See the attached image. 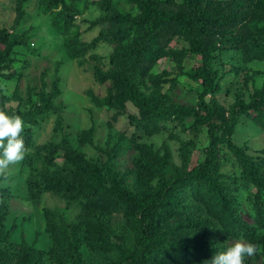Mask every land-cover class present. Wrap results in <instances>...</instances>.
I'll use <instances>...</instances> for the list:
<instances>
[{
  "label": "rangeland",
  "instance_id": "rangeland-1",
  "mask_svg": "<svg viewBox=\"0 0 264 264\" xmlns=\"http://www.w3.org/2000/svg\"><path fill=\"white\" fill-rule=\"evenodd\" d=\"M70 1L61 0L59 9L66 8ZM39 2L25 0L21 5L23 17L18 21L17 0H0V36L4 34L8 40L22 44L13 48L8 68L1 71L0 111L33 112L40 99L50 91L55 73L59 77V94L53 102L58 112L45 113L36 121L23 120L33 145H25L23 161L0 172V195L5 201H0V241L3 240L6 246H16L18 251L10 255L8 262L61 264L55 243V234L59 232L61 237L76 235L80 239L92 234L110 244V250L104 253L81 243L82 264H131L133 261L157 264L142 262L137 257L141 227H144L142 209L147 202L158 200L161 187L171 182L179 169L190 170L204 160V151L209 144L208 128L207 123L198 125L197 117H211L210 122L223 125L230 121L234 111L237 124L232 142L244 146L248 154L264 158V108L247 114L239 105L254 101L264 88V60L250 61L243 52L246 39L264 44V15L258 12L257 0H207L202 6L204 10L222 18L219 26L201 37L203 44L212 49L209 66L217 72L219 87L205 97L210 113L198 110L196 118L170 119L162 124L157 134L151 135L132 123L133 117H143L140 107L130 101L124 89L118 88L113 80L98 82L94 70L97 67L104 73L131 75L133 93L145 102L146 108L158 109L168 104L197 108L202 86L193 76L201 66V56L190 52L181 30L171 25L159 32L160 58L154 63H138V70L132 75L123 67L122 60L114 56L121 54L123 47L130 46L131 40L139 38L140 31L133 27L125 40L119 41V36L115 39L119 26L114 16L137 14L135 5L128 0H111L109 7L104 0L74 2L77 11L69 33L84 42L100 38L96 49L78 61L67 56L64 36L51 25L50 15L41 12ZM160 7L188 13L184 0H160ZM235 12L237 18L231 20L229 16ZM102 34L108 36V41ZM91 55H96L98 60L92 59ZM98 100L104 104L98 105ZM185 142H191L193 146L189 165L183 168L181 146ZM48 143L62 144L82 158L101 164L102 183L107 187L115 185L124 194L122 199H112L115 211L107 214L93 208V224H90V219L85 217L88 196L76 203H67L52 192L31 197L28 178L43 170V156L46 155L37 147ZM139 144L149 146L167 163V168L160 170V176L150 182H145L134 168V162L139 158ZM64 152L65 149L57 153L55 166H47L49 171L64 163ZM219 155L221 173L237 175L239 170L233 155L224 148ZM251 188L242 183L236 197L237 207L248 224L254 219ZM161 209L159 205L154 207L155 211ZM48 212L53 215V220L48 218ZM164 218L159 224L169 234L180 232L175 216L169 219L166 214ZM256 234L264 238V228ZM236 241L247 243L242 237H228L221 244V250ZM18 253L25 256L21 258ZM247 260L251 264H264L261 247ZM171 264L208 263H198L190 256L176 262L173 259Z\"/></svg>",
  "mask_w": 264,
  "mask_h": 264
},
{
  "label": "trees",
  "instance_id": "trees-1",
  "mask_svg": "<svg viewBox=\"0 0 264 264\" xmlns=\"http://www.w3.org/2000/svg\"><path fill=\"white\" fill-rule=\"evenodd\" d=\"M24 1L17 0L16 19L18 21L23 17L21 5ZM76 1L71 0L66 8L59 9L61 0H40L39 8L42 13L50 15L51 25L55 31L64 36L63 46L67 56L70 59L81 61L88 53L96 49L100 38H96L92 42H84L69 33L70 28L74 25V16L77 11L74 2ZM104 1L109 7L111 0ZM128 1L135 5L137 14L127 16L119 13L114 16L119 26L117 36L114 35V38L119 36V41L120 39L125 40L133 27L139 29V38L131 40L132 44L127 48L123 47L121 54L114 57L120 58L123 67L134 75L138 70V63H154L160 58L159 32L171 25L177 26L189 43L190 52L201 56V66L193 76L202 86L197 108L179 104H168L158 109L146 108L145 102L134 95L129 74L124 73L122 76L121 73L116 72L104 73L96 67L94 74L97 81L105 82L111 79L118 88L124 89L128 99L143 111V117L141 119L133 117L132 123L137 129L145 130L151 135L157 134L162 124L170 119L196 118L198 110L210 113V105L205 102V97L217 91L219 87L216 84L217 72L209 66L212 49L203 44L201 37L209 34L213 27L219 26L222 21L221 16L210 15L204 10L202 6L207 3V0H184L185 7L188 9L187 14L161 8L160 0ZM257 2L258 12L264 15V0H257ZM235 8L237 9L238 6ZM229 17L231 20H235L236 12ZM112 31L113 29L110 30V32ZM104 36L108 41V36L102 34V37ZM0 43L3 46V49L0 50V75L2 76L1 71L8 68V63L12 60L13 48L22 44L18 41L8 40L4 34L0 36ZM243 44L245 58L250 61L264 60V44L251 41V39L244 40ZM91 58L98 60L96 55H91ZM58 86L59 77L55 73L50 91L40 99V104L33 112H20L12 109L2 111L10 116L19 115L22 120L26 121H36L48 112L57 113L58 108L53 102L59 94ZM97 103L98 105L104 104L99 100ZM239 105L247 114L264 108V88L257 93L254 101ZM196 119L199 121L198 125L207 123L209 144L204 151L205 158L190 170L179 169L174 179L165 187H161L158 200L145 204L141 214L144 227H141L137 257L142 262L171 264L173 259L176 262L191 256L198 263L205 261L209 264L213 255L221 250V244L228 237H242L257 249L261 247V255L264 260V238L256 234L259 229L264 228V202L261 201L264 200V158L254 157L246 152L244 146H237L232 142L231 137L235 133L237 124V114L234 111L231 112L230 121L223 125L210 122L211 117L199 116ZM21 136L24 137L26 146L33 145L28 129H24ZM192 146L191 142H185L181 146L183 168L189 165ZM37 148L45 151L46 155L43 156L45 162L43 170L28 178L31 197L38 198L45 193L52 192L57 193L67 203H76L88 196L90 200L85 205V217L90 219V224H93V219H91L93 208L107 214L115 211V203L112 199L115 197L122 199L120 197L124 194L117 186L107 187L102 183L101 164L96 160L82 158L80 154L67 150L62 144L48 143ZM222 148L229 151L235 158L236 168L239 170L237 175L221 173L219 153ZM63 149H65L64 163L49 171L47 166H55L57 153ZM137 149L139 158H136L134 168L145 182H150L160 176V170L163 167L167 168L166 161L160 160L146 144L137 145ZM242 183L252 186L250 192L254 211L252 224L246 222L243 212L236 204L237 193ZM0 201L5 203L3 195H0ZM156 205L162 209L155 211ZM166 214L169 215V219L175 216L176 227L180 229L179 233L169 234L165 227L159 224L162 219H165ZM47 216L53 220L51 213L48 212ZM154 224L158 225L154 226ZM3 243L1 240L0 264H9L10 255L18 251L16 246H6ZM55 243L61 264H82L79 252L81 243L98 252L106 253L111 248L110 244L104 243L100 237L96 238L92 234L80 239L76 235L61 237L59 232H56ZM17 255L21 256L20 253ZM131 264H137V261H133ZM246 264L251 263L246 259Z\"/></svg>",
  "mask_w": 264,
  "mask_h": 264
},
{
  "label": "clouds",
  "instance_id": "clouds-1",
  "mask_svg": "<svg viewBox=\"0 0 264 264\" xmlns=\"http://www.w3.org/2000/svg\"><path fill=\"white\" fill-rule=\"evenodd\" d=\"M24 127L19 115L0 111V172L24 160L26 149L21 136ZM256 253L254 245L236 241L213 255L209 264H246V259Z\"/></svg>",
  "mask_w": 264,
  "mask_h": 264
}]
</instances>
